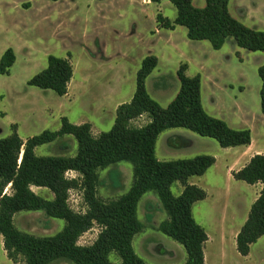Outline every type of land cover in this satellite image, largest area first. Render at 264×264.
<instances>
[{"label":"rangeland","instance_id":"rangeland-1","mask_svg":"<svg viewBox=\"0 0 264 264\" xmlns=\"http://www.w3.org/2000/svg\"><path fill=\"white\" fill-rule=\"evenodd\" d=\"M161 3L144 6L140 0L137 4L126 0H0V60L8 49H13L17 57L9 74L0 75V139L10 136L15 127L23 140L46 130L59 131L64 117L75 125L92 123V134L99 136L114 126L116 105L128 101L136 91L137 73L146 57L155 56L159 60L146 81V88L163 108L168 107L180 90L177 74L180 66H190V76L195 77L202 73V60L209 70L208 78H216L219 87L213 97L220 105L216 103L210 115L233 129H251L253 142L244 153L238 154L239 149L224 151L216 140L190 130L170 129L159 136L156 156L161 161L219 157V166L207 171L205 179L191 178L209 195H215V200L199 203L193 212L210 237L205 246L206 264H264V236L252 246L248 257L237 251L232 233L249 214L252 191L243 181L228 188L225 177L230 171L241 169L253 155L264 154L262 82L258 75V69L264 65V53L238 47L234 50L229 41L222 51L216 52L208 41L189 40L184 27L178 26L175 31L164 29L157 16L161 14L174 21L177 10L168 0ZM193 4L204 8L206 0H193ZM228 8L236 20L264 32L261 20L264 0H230ZM51 55L69 58L74 67L68 93L62 97L52 90L28 84L47 68ZM148 122V117L143 116L133 126L141 127ZM77 151L76 139L64 136L37 147L35 153L38 157H73ZM233 155L239 156L235 165L224 170V161ZM115 168L122 174L123 188H112L107 176L110 168L101 171L98 197L104 202L117 200L133 184L132 164L121 162ZM78 176L74 172L67 174L69 178ZM32 190L45 199L54 198L46 188L32 187ZM171 190L174 196H179L182 184L175 183ZM253 191L258 195V185ZM69 205L78 213L87 210L78 190L70 192ZM148 216L152 217L151 221ZM138 218L144 229L136 235L133 245L140 258L147 264L186 263L185 248L159 230L169 216L155 193L149 192L141 199ZM224 220L227 240L221 241ZM14 222L20 231L37 237L55 236L65 227L64 220L49 218L42 211L20 212ZM100 231L96 225L80 238L79 244L92 245ZM110 260L113 264L121 263L115 252L111 253ZM0 264H15L7 257L2 236ZM51 264L72 263L54 261Z\"/></svg>","mask_w":264,"mask_h":264},{"label":"trees","instance_id":"trees-1","mask_svg":"<svg viewBox=\"0 0 264 264\" xmlns=\"http://www.w3.org/2000/svg\"><path fill=\"white\" fill-rule=\"evenodd\" d=\"M103 1V0H102ZM164 0H151L160 4ZM177 10L174 21L157 16L160 26L175 30L187 29L191 41H208L216 51L232 38L236 45L250 52L264 53V32L245 26L229 12L230 0H206L197 8L193 0H168ZM16 54L8 49L0 60V75H8L16 63ZM155 56L146 57L137 73L136 91L132 100L116 111L114 126L99 136L92 134L89 123L75 125L64 117L59 131H44L23 140L15 127L13 133L0 139V236L4 250L13 263L51 264L54 261L72 264H113L111 253L121 258L120 264H147L134 249V238L144 229L138 218V205L145 194L153 192L160 200L169 219L159 226L160 232L182 245L187 252L185 264H206L205 245L208 235L196 222L193 206L207 198L200 187L190 184L192 177H201L214 166L212 156L160 161L156 156L159 136L170 129H187L201 137L216 140L221 148L250 146L252 132L236 130L225 121L209 115L202 104L201 77L187 75L188 65L178 70L180 90L175 99L163 108L152 99L146 88L148 77L158 67ZM74 75L69 58L48 57L47 68L34 76L29 85L52 90L65 96ZM262 86L261 110L264 114V65L258 69ZM147 116L149 122L141 127L133 122ZM64 136H73L78 143L73 157H38L37 147L53 143ZM121 162L133 166V184L117 200L104 202L98 197L101 171L108 168V180L113 189H122L121 172L115 167ZM74 172L79 176L69 178ZM235 180L249 185L262 184L258 199L237 235V251L247 257L252 245L264 236V154H257L240 171ZM181 183L183 191L174 196L172 186ZM32 187L46 188L52 200L36 194ZM82 192L87 210L75 212L69 205L70 192ZM23 211L44 212L47 217L65 221V227L51 237H37L20 231L14 222ZM152 217L148 216L151 221ZM101 231L89 246L79 244L80 238L95 226Z\"/></svg>","mask_w":264,"mask_h":264},{"label":"crops","instance_id":"crops-1","mask_svg":"<svg viewBox=\"0 0 264 264\" xmlns=\"http://www.w3.org/2000/svg\"><path fill=\"white\" fill-rule=\"evenodd\" d=\"M105 1V0H104ZM126 1H128V3L129 4H137V0H126ZM140 2H141V4L142 5H144V6H152L154 3H152L151 2V0H140ZM163 2V1H162ZM162 4V3H161ZM160 4V5H161ZM254 11V10H253ZM252 11V12H253ZM262 21H263V23H264V18H262L261 19ZM178 27V26H177ZM177 27H176V29H177ZM179 27H181V26H179ZM175 29V30H176ZM175 30H171V31H175ZM229 42H230V44L232 45V48L234 49L235 47H238L237 45H236V43L234 42V40H231V39H229L228 40ZM201 42H203V41H201ZM224 48V47H223ZM223 48L221 49V50H219V51H222L223 50ZM239 48V47H238ZM241 49V48H240ZM214 50V49H213ZM235 50V49H234ZM216 51V50H215ZM219 51H216V52H219ZM3 56V55H2ZM2 58V57H1ZM200 65H201V74H199L200 75V77H201V98H202V104H203V107H204V109H205V111L210 115V113H211V110H213V106H214V108H215V106L217 105L216 103H218V102H216V100H215V98L213 97V94L219 89V87H218V82H217V80H216V78H212V80L211 79H209L208 78V71L209 70H207L206 68V66H205V62L204 61H200ZM205 72V73H204ZM187 75L188 76H190V66H188V70H187ZM73 77H74V75H73ZM191 77V76H190ZM72 80H73V78H72ZM83 84H84V82H83ZM204 89H205V92H204ZM134 94H135V92H134ZM134 94L133 95H131L130 96V98L128 99V101H122V102H120V104H118V105H116V107H115V111L117 110V108L121 105V104H124V103H128V102H130L131 100H132V98H133V96H134ZM218 105H220V103H218ZM4 114V113H3ZM217 118V117H216ZM83 124H85V123H83ZM89 124H91L92 125V123H90L89 122ZM249 130H251V129H249ZM251 132H252V130H251ZM252 142H253V137H252ZM251 146V145H250ZM250 146H242V147H235V148H226V149H224V148H222L224 151H234V149H239V150H237V153L238 154H241V153H244L245 152V150L247 149V148H249ZM259 154V153H258ZM257 155V154H256ZM234 156V155H233ZM231 157L230 159H227V160H225L224 161V170H229V168H231L233 165H235V163H236V161H237V159L239 158V156H234V157ZM255 155H253L252 157H254ZM215 157V159H216V163L214 164V166L212 167V168H214V167H218L219 166V157H217L216 155L214 156ZM252 158H248V162H247V164L250 162V160H251ZM161 161V160H160ZM246 164V165H247ZM246 165H244L242 168H244ZM241 168V169H242ZM211 169V168H210ZM209 169V170H210ZM241 169H238V170H233V171H230L229 172V174L226 176V174H225V177H226V182H227V185H228V188H230V189H232V187L234 186H238L239 185V183L238 182H242V181H237V180H235V178H234V176H233V174L235 173V172H238V171H240ZM208 170V171H209ZM206 175V174H205ZM199 179H200V181L201 180H203V179H205L204 178V175L203 176H201V177H199ZM189 183L190 184H194V185H197L198 187L200 186V183H198V182H193V180L190 178V180H189ZM248 185V187H249V189H251V191H252V199H251V202H250V206L252 207V205L255 203V201L258 199V197H259V195H260V192H261V190H262V184H260V183H258V184H255V185H249V184H247ZM256 185H258V191H259V193H258V195L257 194H255V192L253 191V188L256 186ZM201 188V187H200ZM203 189V188H202ZM204 190V189H203ZM183 191V190H182ZM207 193V198L204 200V201H200V202H197L194 206H193V212L195 211V208H196V206L197 205H199V203H205V202H209V201H212V200H215L214 198H215V195H209V193L208 192H206ZM251 207H249V209L251 210ZM247 208H248V206H247ZM249 213H250V211H249ZM193 216H194V213H193ZM248 216H249V214H248ZM248 216L247 217H245V220H244V222L242 223V224H240L239 225V227H238V229L237 230H235L232 234V236H233V238H234V240L235 239H237V235L239 234V232H240V230H241V228L243 227V225L245 224V222L247 221V219H248ZM195 218V217H194ZM196 220V219H195ZM197 221V220H196ZM198 222V224H200L203 228H204V225L202 224V222H199V221H197ZM223 225H222V228H221V235L223 236V238H221V241H226L227 239V237H225V234H227L226 233V229H227V224H225V220L223 221V223H222ZM223 228H224V231H223ZM205 229V228H204ZM206 231V230H205ZM207 233V232H206ZM208 235V234H207ZM262 238V237H261ZM260 238V239H261ZM259 239V240H260ZM258 240V241H259ZM210 241V237L208 236V241L207 242H209ZM206 245H207V243H206ZM205 245V246H206ZM255 245V244H254ZM253 246V245H252ZM251 249H252V247H251ZM204 252H205V250H204ZM251 253V252H250ZM250 255V254H249ZM248 255V256H249ZM247 256V257H248ZM205 263H206V257H205Z\"/></svg>","mask_w":264,"mask_h":264}]
</instances>
